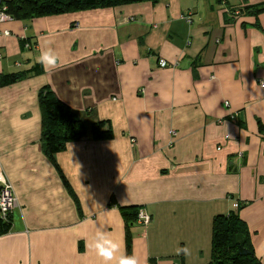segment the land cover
I'll return each mask as SVG.
<instances>
[{"label":"crops","instance_id":"obj_1","mask_svg":"<svg viewBox=\"0 0 264 264\" xmlns=\"http://www.w3.org/2000/svg\"><path fill=\"white\" fill-rule=\"evenodd\" d=\"M263 30L264 0L0 22V80L42 69L0 85V187L17 201L0 264H103L97 229L125 254L128 230L141 264H209L213 220L236 204L264 264ZM46 47L55 69L38 60ZM44 88L89 131L52 157L41 144ZM99 122L110 139L91 137Z\"/></svg>","mask_w":264,"mask_h":264},{"label":"trees","instance_id":"obj_2","mask_svg":"<svg viewBox=\"0 0 264 264\" xmlns=\"http://www.w3.org/2000/svg\"><path fill=\"white\" fill-rule=\"evenodd\" d=\"M145 2L155 4L158 0H2L0 7L11 20L24 21L94 9L119 8ZM23 48L26 46L23 45ZM41 72V65H38L26 73L2 78L0 85H9L28 74L36 75ZM38 101L42 113L41 144L47 156L52 157L61 153L69 143L88 136L89 131L84 122L59 101L50 89L41 90ZM259 129L264 137V129L261 125ZM90 135L97 140H108L112 137L110 129L104 122L93 124ZM240 207V204H236V211L214 218L209 264H261L254 254L249 231L237 214ZM138 211L133 213L132 217L137 218ZM10 228V217L6 221L0 218V234H7ZM126 255L131 256V237L128 230L126 232Z\"/></svg>","mask_w":264,"mask_h":264},{"label":"clouds","instance_id":"obj_3","mask_svg":"<svg viewBox=\"0 0 264 264\" xmlns=\"http://www.w3.org/2000/svg\"><path fill=\"white\" fill-rule=\"evenodd\" d=\"M38 60L46 70L55 69L59 66L58 54L52 47H46L45 50L40 53ZM91 247L94 248L97 256L102 259L103 264H110L112 261H115V264H141L137 256L126 255L121 251L120 244L110 239L106 232L98 229Z\"/></svg>","mask_w":264,"mask_h":264},{"label":"built area","instance_id":"obj_4","mask_svg":"<svg viewBox=\"0 0 264 264\" xmlns=\"http://www.w3.org/2000/svg\"><path fill=\"white\" fill-rule=\"evenodd\" d=\"M2 0H0L1 3ZM239 14V11L237 12V15ZM10 20L8 16H6L3 12V10L0 7V22H6ZM6 35H8L6 33ZM28 48V46H26ZM160 68H166L168 67V64L165 61H161L159 63ZM226 106H228V103H225ZM17 206V201L16 198L12 192L11 186L3 182L2 186L0 187V218L3 221H6L10 215L13 209ZM137 221L141 223L144 226H148L151 222V218L149 215H147L145 212L142 210L138 211L137 214Z\"/></svg>","mask_w":264,"mask_h":264}]
</instances>
